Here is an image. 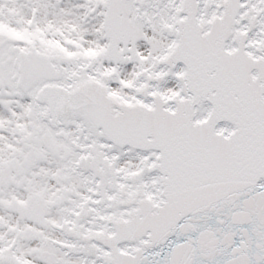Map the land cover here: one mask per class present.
Returning <instances> with one entry per match:
<instances>
[{"label":"snow or ice","instance_id":"1","mask_svg":"<svg viewBox=\"0 0 264 264\" xmlns=\"http://www.w3.org/2000/svg\"><path fill=\"white\" fill-rule=\"evenodd\" d=\"M0 264H264V0H0Z\"/></svg>","mask_w":264,"mask_h":264}]
</instances>
